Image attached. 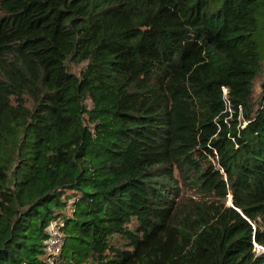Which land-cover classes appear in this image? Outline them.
<instances>
[{"label": "trees", "instance_id": "1", "mask_svg": "<svg viewBox=\"0 0 264 264\" xmlns=\"http://www.w3.org/2000/svg\"><path fill=\"white\" fill-rule=\"evenodd\" d=\"M263 62L264 0H0V264H264Z\"/></svg>", "mask_w": 264, "mask_h": 264}, {"label": "built area", "instance_id": "2", "mask_svg": "<svg viewBox=\"0 0 264 264\" xmlns=\"http://www.w3.org/2000/svg\"><path fill=\"white\" fill-rule=\"evenodd\" d=\"M58 225V222H52L46 229L47 239L45 241V252L48 255V261L50 263L59 255L64 243Z\"/></svg>", "mask_w": 264, "mask_h": 264}, {"label": "rangeland", "instance_id": "3", "mask_svg": "<svg viewBox=\"0 0 264 264\" xmlns=\"http://www.w3.org/2000/svg\"><path fill=\"white\" fill-rule=\"evenodd\" d=\"M81 67H82V64H77V65L71 64L70 65L71 70L75 73H78L80 71ZM263 80H264V62L262 65L261 72L258 74V76L253 81V94H254V96L259 94ZM87 106H90V103H87ZM182 193L184 196H190L191 190L186 188V187H182ZM70 211H71V207L69 205H67L64 212L66 214H69Z\"/></svg>", "mask_w": 264, "mask_h": 264}, {"label": "water", "instance_id": "4", "mask_svg": "<svg viewBox=\"0 0 264 264\" xmlns=\"http://www.w3.org/2000/svg\"><path fill=\"white\" fill-rule=\"evenodd\" d=\"M229 204H231V201L229 200Z\"/></svg>", "mask_w": 264, "mask_h": 264}]
</instances>
